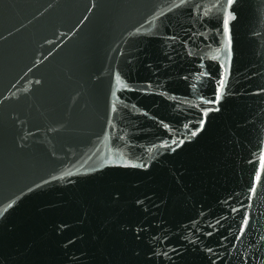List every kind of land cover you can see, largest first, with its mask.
I'll use <instances>...</instances> for the list:
<instances>
[{
    "label": "water",
    "instance_id": "1",
    "mask_svg": "<svg viewBox=\"0 0 264 264\" xmlns=\"http://www.w3.org/2000/svg\"><path fill=\"white\" fill-rule=\"evenodd\" d=\"M0 264H264V0H0Z\"/></svg>",
    "mask_w": 264,
    "mask_h": 264
},
{
    "label": "snow or ice",
    "instance_id": "2",
    "mask_svg": "<svg viewBox=\"0 0 264 264\" xmlns=\"http://www.w3.org/2000/svg\"><path fill=\"white\" fill-rule=\"evenodd\" d=\"M232 2H233V0H228V3H229V6L232 4ZM232 17H229V19H231ZM229 19H225L224 20V32H225V35L226 36H228L229 35ZM228 42H229V46H230V44H231V40H230V36H229V39H228ZM223 86H224V84H223V82H221V85H220V87H221V89H223ZM219 100V97L217 98V101ZM196 133L195 132H193V135H195ZM259 179V178H258ZM247 222L245 221V224H246Z\"/></svg>",
    "mask_w": 264,
    "mask_h": 264
}]
</instances>
